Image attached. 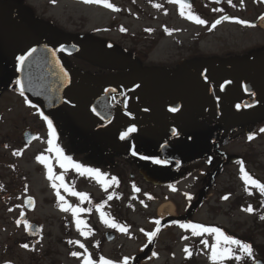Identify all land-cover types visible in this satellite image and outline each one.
I'll return each mask as SVG.
<instances>
[{
  "label": "flooded vegetation",
  "instance_id": "obj_1",
  "mask_svg": "<svg viewBox=\"0 0 264 264\" xmlns=\"http://www.w3.org/2000/svg\"><path fill=\"white\" fill-rule=\"evenodd\" d=\"M109 2L119 10L83 0H40L38 8L30 0H0V20L12 30L0 33L4 44L0 45V62L7 66L0 70V264H45L46 252L34 247L44 239L45 223H62L65 211L60 201L43 205L55 209L59 218L36 212L38 203L31 192H44L43 182L48 181L49 190L56 193L47 168L36 156L50 157L53 172L62 173L65 184L76 192L85 191L89 199L81 202L59 189L67 205L88 209L79 213V218L89 226L95 218L100 219L96 205L104 204L101 211L107 213L109 195L115 201L118 194L122 199L129 193L133 202L144 208H154V201L165 199L158 198L160 194L166 198L190 196L196 201L200 187L181 185L184 179L205 176L207 170L217 167L220 150L240 134L246 137L244 129H252L249 125L254 114L264 117V46L247 51L241 59L233 48H218L210 54L204 49L207 39L225 25L257 30L264 36L259 26L264 0H231V4L228 0H188L192 12L208 22L204 25L182 17L179 6L169 0ZM249 2L253 19L244 20L248 24L224 20L211 28L221 16L238 18L240 9ZM217 8L223 11H213ZM177 21L182 27H174ZM224 36L229 35L218 37L219 42ZM32 47L38 49L30 69L34 88L26 73L16 71L15 61ZM46 49L56 51L69 82L62 85L61 77L51 74L59 69L46 62L45 57L52 60ZM253 57L258 61L256 67L263 68L256 78L249 74L251 68L245 67ZM204 69L210 77L207 86L199 75ZM216 78L220 83L225 79L232 83L221 91L214 84ZM16 79L25 81L23 96ZM244 81L251 82L258 103L254 108L237 110L236 104L255 99L244 91ZM137 83L142 86L135 89ZM106 88L116 92L106 94ZM111 96L116 102L109 105ZM174 105L181 110L168 112ZM93 107L106 119L93 113ZM43 116L52 120L54 143L64 154L99 169L106 184L59 167L55 154L46 151L49 137ZM129 126L137 131L121 140L120 133ZM173 127L179 132L176 137L171 136ZM141 156L169 164L156 165ZM93 191L98 195L93 196ZM20 193L25 195L16 206V194ZM28 197L31 205L25 203ZM72 220L75 222L73 216ZM24 221L30 226L27 230ZM24 244L29 247H22Z\"/></svg>",
  "mask_w": 264,
  "mask_h": 264
},
{
  "label": "rangeland",
  "instance_id": "obj_2",
  "mask_svg": "<svg viewBox=\"0 0 264 264\" xmlns=\"http://www.w3.org/2000/svg\"><path fill=\"white\" fill-rule=\"evenodd\" d=\"M251 2L240 9L238 15L240 20L253 19ZM30 3L38 8L40 0H30ZM178 26L182 27V23L177 21L174 27ZM226 34L229 36H224L219 42L218 37ZM204 46L207 54L215 53L220 48L223 49L222 51L229 48L236 49L241 59L247 51L264 46V36L257 30H242L240 26L236 29L234 25H225L218 29L214 36L208 38ZM262 70L261 66L255 67L249 74L256 78ZM258 117L263 126L264 118ZM251 135L253 139L249 140L248 137L240 134L237 139L231 141V145L224 146L218 156L220 163L217 167L207 170L205 176L196 175L184 179L181 185L190 184L200 187L196 201L191 200L190 196L166 198L160 194L158 198L165 199L154 201V208H144L135 204L133 196L129 193H126L122 199H120L121 194H118V198L115 201L111 199L107 206L106 212L109 215L106 218L126 225L127 232L109 227L101 218L99 220L95 218L94 224L88 226L91 229L90 233L81 236L72 220L71 211H65L62 214V223L44 224V239L34 248L46 252L45 264H82L85 254L93 259L94 264H99L101 256L112 260L114 264H122L124 257L129 258L128 264H213L209 258L210 249L201 243V240H207L211 245L214 240L213 235L193 236L191 230L179 227V224L192 220L205 226L219 227L230 235H235L237 239L249 243L253 248V257L243 256L240 261L234 258L226 259L218 261L217 264H251L254 260H262L264 220L260 217L264 216V195L251 185L248 186V191H245L244 182L240 178V167L243 166L254 179L264 183V132L254 130ZM43 184L44 192L30 193L38 203L36 212L39 216L59 218L55 209L49 206L43 207L44 202H58L56 193L49 190V182ZM193 194L194 192L188 195ZM24 195L16 194V206L22 203ZM63 195L65 196L64 193ZM95 195L98 193L93 191V196ZM225 196L228 198L223 199ZM67 199L74 202L72 198ZM164 203L172 205L174 215L160 220L162 229L149 241L145 233L157 228L155 220L159 219L158 209ZM249 205L254 209L252 213L244 211ZM109 232L115 234L111 242L105 237ZM68 241H79L85 247L80 248L78 244H70ZM185 247L190 249L191 256L186 255ZM74 251L81 255L72 256L71 253ZM153 252L157 255L153 256ZM235 254L241 255L238 250Z\"/></svg>",
  "mask_w": 264,
  "mask_h": 264
},
{
  "label": "snow or ice",
  "instance_id": "obj_3",
  "mask_svg": "<svg viewBox=\"0 0 264 264\" xmlns=\"http://www.w3.org/2000/svg\"><path fill=\"white\" fill-rule=\"evenodd\" d=\"M84 3H95L102 5L106 8L112 9L113 11H118L112 3L109 2V0H83ZM170 3L177 4L179 6V13L182 17L193 21L194 23L204 25L208 23L206 20L201 19L200 16L196 15L195 13L192 12L191 10V4L188 3V0H169ZM228 2L231 4V0H228ZM154 7L159 8L160 5H154ZM213 11H223V9H213ZM224 20H233L236 23L239 24H248L247 21L240 20L238 18H233V17H228V16H221L219 19L215 20L211 24V28H215L218 24H220ZM125 29L121 28V31H124ZM165 31H169L168 29H165ZM61 51L63 50L62 48L60 49ZM38 49L35 47L30 48L26 53L17 55L15 57L16 61V71L17 72H23L26 73V79L29 82V85L32 82V73L30 71L32 67V62L34 59V54L37 53ZM47 52L51 53L52 60L47 61V58L45 57V60L47 63L54 64L55 68L59 69V73L53 71L51 74L54 76H60L61 77V84H65L68 81V73L64 70V68L61 66L60 61L56 59V51L52 49H46ZM208 69H204L203 71L199 72V75L203 78L205 85L207 86L209 82V75H207ZM232 81L225 79L223 83H219V89L221 91L225 90L226 85L231 84ZM15 84L17 88L19 89L20 95L23 96L25 92V81L24 79H16ZM142 85L141 84H135L134 88L138 89ZM134 90V89H133ZM244 91L248 93L251 97H256L257 93L252 91L251 88L247 85H244ZM104 92L107 93H115L116 89L115 88H106L104 89ZM123 95V93H121ZM219 99V97H217ZM116 102V97L111 96L109 99V105L112 103ZM99 103V102H98ZM125 107H127V100L124 101ZM253 104H248V105H241V104H236L235 107L237 110H239L241 107H252ZM92 112L95 113L97 116H100L102 119H106L105 116L99 111H97L96 107H93ZM148 109H145L147 111ZM180 106L179 105H174V106H169L167 111L171 113H178L180 111ZM130 114V113H129ZM43 115V114H42ZM43 119L47 123L48 127V148L47 152L49 153H54L55 154V160L56 163L59 165L61 169L67 170L68 168L74 169L78 174L80 175H88L97 180V182L101 183L102 185L106 184V181L103 180V174L99 171V169L91 168V167H86L81 163H77L73 161L72 157L66 156L63 152V150L57 146L54 141H55V129L53 128V122L50 120L47 116H43ZM137 129L135 126H129L125 131H122L120 133L119 138L121 140H126L131 133L136 132ZM261 132H264V128L260 129ZM179 135V132L176 127H173L171 129V136L176 137ZM191 139V137H189ZM249 140L253 139L252 135H249L248 137ZM14 155H19V152L13 153ZM133 155H136L137 153L135 151L132 152ZM141 159L148 160L152 159V162L154 164H167V160H161L158 158H151L149 156H141ZM36 160L39 161L41 164H43L47 168V175L48 179L52 181V188L56 190V196L58 201L61 202V210L63 211H71L73 218L75 219L76 227L80 231L81 236H87L91 229L88 228V226L85 224L83 220L79 218V213L88 211V209L80 208V207H74L72 205H67L66 202H64V197L60 195V188H63L66 192H68L70 195L78 197L81 202L88 200V195L86 193L82 192H76L73 190V188L69 187L67 184L64 182V176L63 174H55L53 172V168L51 164L49 163L50 157L45 156L43 154L36 156ZM240 178L244 182L245 185V191H248V186L251 185L255 187L256 189L259 190V192L264 195V183H261L257 179H254L245 169L243 166L240 167ZM112 182H116V178L112 177L111 178ZM57 181H59V184H57ZM25 190H27V186L25 187ZM135 191H139L138 188H134ZM113 197L112 195L108 196V200H111ZM152 197L149 196V199ZM190 198V197H189ZM228 197L225 196L223 199H227ZM27 205H31L33 203L32 198L28 197L25 201ZM104 207V204H98L96 205V210L100 214L101 220L108 225L109 227L118 229L121 232H127L128 227L126 225H121L116 223L114 220L111 218H106L108 216L107 213L101 211V209ZM244 211L248 213H252L254 209L252 208L251 205H249L247 208L244 209ZM21 216H23V213H21ZM260 219L264 220V216H261ZM21 220H17V224H20ZM155 224L157 225V228L154 231L147 232L145 235L148 237V240L151 241L153 237L157 235L159 232V225H160V220L157 219L155 220ZM83 226V227H82ZM24 227L27 230L30 226L27 224L26 221H24ZM179 227L185 230H191V233L193 236H201L204 234H211L214 237L213 243L209 245L207 240H201V243L205 245L206 248L210 249V259L213 261V264H217L218 261H223L226 259H236L237 261H240L243 256L247 257H253V248L249 243L243 242L241 239H237L231 235H227L224 231H222L219 227H211V226H205L203 224L199 223H182L179 224ZM87 229V230H85ZM143 231V230H141ZM184 239H187V237H183ZM70 244H78L80 248H84V244L80 243L79 241H68ZM24 248H28V244L22 245ZM239 251L241 255H236V251ZM87 250H85L86 252ZM184 252L186 253L187 256H191V251L188 247L184 248ZM72 256L74 257H79L81 254L79 252H72ZM153 256H156L157 254L155 252L152 253ZM128 257H124L122 264H128ZM82 264H94L93 259L85 254L83 257V262ZM99 264H114L112 260L105 259L103 256L99 258ZM255 264V262H254Z\"/></svg>",
  "mask_w": 264,
  "mask_h": 264
},
{
  "label": "water",
  "instance_id": "obj_4",
  "mask_svg": "<svg viewBox=\"0 0 264 264\" xmlns=\"http://www.w3.org/2000/svg\"><path fill=\"white\" fill-rule=\"evenodd\" d=\"M10 32H12V30L11 29H9L8 28V24L7 23H4V22H2L1 20H0V33H10ZM4 45L3 44V41L2 42H0V45ZM28 44V43H27ZM258 64V62H257V60H256V58H252V59H249V60H247L246 62H245V67L246 68H252V67H254V66H256ZM1 69H7V66L6 65H4L2 62H0V70ZM220 83V81L219 80H217V78L216 79H214V84L218 87V89H219V86H218V84ZM31 87L32 88H34L33 87V82H31ZM244 85H247V86H249L250 88H251V90L252 91H254L255 92V89L252 87V85H251V82H243L242 83V87H243V89H244ZM248 104H253V106L252 107H254L256 104H257V100H255L254 102H252V103H248V102H242L241 103V105H248ZM252 107H241V108H243V109H250V108H252ZM240 108V109H241ZM239 109V110H240ZM169 163H167V165H168ZM156 165H162V166H164V165H166V164H156ZM107 240L108 241H111L112 239H113V234H107ZM255 264H263L262 262H259V261H257V262H255Z\"/></svg>",
  "mask_w": 264,
  "mask_h": 264
},
{
  "label": "bare ground",
  "instance_id": "obj_5",
  "mask_svg": "<svg viewBox=\"0 0 264 264\" xmlns=\"http://www.w3.org/2000/svg\"><path fill=\"white\" fill-rule=\"evenodd\" d=\"M259 26L264 29V19L260 21ZM172 214H173V208L170 203H164L158 209V216L161 218H165L166 216H171Z\"/></svg>",
  "mask_w": 264,
  "mask_h": 264
},
{
  "label": "trees",
  "instance_id": "obj_6",
  "mask_svg": "<svg viewBox=\"0 0 264 264\" xmlns=\"http://www.w3.org/2000/svg\"><path fill=\"white\" fill-rule=\"evenodd\" d=\"M259 115L255 116V118H253V122L251 124V126H253V128L255 130H260L263 126H262V123L259 121Z\"/></svg>",
  "mask_w": 264,
  "mask_h": 264
}]
</instances>
